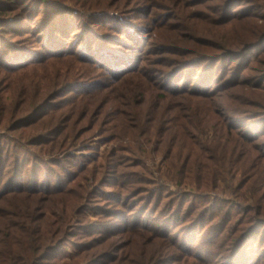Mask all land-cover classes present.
Here are the masks:
<instances>
[{"label":"rangeland","instance_id":"1","mask_svg":"<svg viewBox=\"0 0 264 264\" xmlns=\"http://www.w3.org/2000/svg\"><path fill=\"white\" fill-rule=\"evenodd\" d=\"M58 1L72 6L75 15L65 31L54 36L61 49L71 52L61 57L41 49L44 35L57 30L59 19L63 20L55 12L60 9ZM47 2L0 0V177L20 191H42L35 197H43V201L51 199L50 207L59 212L49 213L45 226L56 229L54 242L60 239L58 243L71 253L78 244L92 246L85 254L95 252V260L85 259L87 264L129 256L133 245L141 260L148 257L150 264H244L239 251L249 252L247 261L261 259L264 240L252 242L250 248L246 247L249 242L238 241L250 223L245 224L242 217L248 213L263 217L264 213L248 209L243 214L235 205L237 201L253 205L254 179H264V55L261 61L256 60L255 55L261 52L258 47L244 52L248 57L241 70L244 84L227 90L228 80L236 73L223 70L229 58L197 61L193 72L173 68L176 62H164L180 58L177 51L187 45L207 51L211 40L206 36L211 29L223 32L245 26L251 30L255 22L264 23L258 18L264 16V0ZM187 39L190 44L182 42ZM93 51L99 61L93 58ZM123 55L153 78L152 103L141 102L146 79L116 81L129 72H125L129 65L113 67L125 63L120 59ZM211 62L215 70L204 78L202 67ZM158 67L164 70H156ZM68 81L83 88L67 90ZM186 88L212 91L217 118L227 125V121L234 123L235 135L219 126H212L205 134L209 146L210 139L231 140L211 145L219 148L221 155L228 152V157L237 152L235 165L240 169L238 177L230 180L232 185L223 182V187L201 191L185 188L177 177H157L154 173L167 168L173 171V167H165L160 162L161 152L151 154L150 148H161L168 156L177 149L182 156L191 148L177 142L173 127L186 105L173 91ZM34 111L42 115L36 122L45 127L40 131L51 129L47 134L36 136L34 126L16 128L19 120ZM70 128L72 134L67 132ZM49 135L54 141L38 144L35 140ZM245 136L253 143L238 147L240 142L233 139ZM246 174L253 177L248 182ZM4 186L2 183L0 190ZM221 191L244 195L248 200L230 202L226 211H235L233 216L220 214L211 222V211H217L215 203L222 204L229 197ZM257 203L264 205V198ZM260 211H264L262 207ZM192 225L203 231L201 243L193 244ZM219 227H226L223 245L210 240L217 232L224 233ZM186 248L209 258L199 259L186 253ZM167 251L171 254L168 260Z\"/></svg>","mask_w":264,"mask_h":264},{"label":"trees","instance_id":"2","mask_svg":"<svg viewBox=\"0 0 264 264\" xmlns=\"http://www.w3.org/2000/svg\"><path fill=\"white\" fill-rule=\"evenodd\" d=\"M38 1L42 4L49 3L47 2V0ZM58 2H60L58 3L60 4V6L58 7L60 9L56 10L55 12L63 20L59 19L58 21L60 24L58 27L59 30L53 28L48 31L46 35H44V42L42 43L41 49L51 56L61 57L68 55L71 52L66 51L65 49H61L57 43V38L54 36L59 31V33H63L69 25V20L74 18L75 15L73 14L72 6L61 1ZM25 3L26 2H23L22 4ZM262 6V10H264V5ZM258 18L264 20V16L258 15ZM255 23L256 25L251 30L245 26L237 30L225 29L223 32L216 29H211L210 35L206 36L208 40H211L207 44V51H204L197 45L195 47L187 45L186 48L179 49L177 51L176 55L181 56L180 58L168 57L170 59L164 62V64H168L170 62L175 64L176 62L178 64L173 68L183 67L181 69L184 70L185 68H188L191 72H193V69L197 65V61H225L226 58H229V61L227 62L228 66L225 65L223 67V70L232 69L233 71H236V73L228 80V84L226 85L227 87L225 88V90H227L228 88H234L237 85H243L244 81L241 78V70L244 68L243 61L248 58L247 55H245L246 53L244 52H248L249 50L258 47L261 51L259 52V54L261 55H255V57L258 56L256 60L261 61L264 55V23ZM249 33H251V36H249ZM182 42L184 44L191 43L189 39L182 40ZM196 44L205 43L196 42ZM93 54V58L99 61L97 53L93 51ZM231 56L232 58L230 59ZM26 58L27 56H25L24 60H26ZM130 58L131 57L123 55L120 59H122V61H124L125 63L121 65V67H115V65L113 66L116 69H122L125 66L129 65L128 67H126L127 69L125 71L129 72L126 75L120 76L121 79H117L116 77V81H121L122 83L124 79L125 82L127 80L140 79L144 82L146 79V91L142 92L143 101L141 102L152 103V98L155 95L153 78L150 76V74L144 75L143 69L140 70L139 67H136L135 64L130 61ZM203 69L205 72L204 78L205 76L206 78H208V75L210 73L213 74L215 70L212 62L205 63L202 67V70ZM156 70L161 71L164 69L158 67ZM195 70H197V68ZM207 72L210 73L207 75ZM211 80L212 78L210 79V81ZM210 81L206 82V84H208ZM66 84L67 90H79L83 88L82 85L70 83V81H68ZM78 86L80 88H78ZM118 90L120 92L122 91L120 88H118ZM173 92H178L177 96H180L179 99L182 98V100L186 101V105L183 106V110H185V112L183 114H178V121L176 125L173 126L177 134V142H183L184 145H187L191 148L186 150V152L182 156H180L179 149H177L175 153H173L174 151L172 150L171 156H168L167 153H163L164 150L161 148H150L149 152L151 154H155V151H157L158 153L161 152L162 157L160 158V162L165 167H173V171L168 168L166 171H162L161 169L159 171H154L155 175L157 177H177L178 183L181 182L185 186V188H196L201 191L215 190L214 188L217 189L218 187H223V182H226L225 185H232L230 180L238 177V171L240 169L235 165V155L237 154V152L234 154V156L228 157V152L226 155H221L217 151L219 150V148L211 145L212 142H218L221 146L222 141L231 142V140L222 139L221 141H218L216 138L210 139V147L208 145L209 136H205V134H207V131L212 128V126H215L216 128L219 126L220 130H225L227 128L229 131V135H235L233 129L234 123H232L231 121H227V125L224 120V122L222 123V121L217 118V113L219 111L216 110L213 103L214 99L216 98V94L212 93V91L206 90V88L196 90L186 88L184 90H174ZM135 95L137 94L135 93ZM126 96L128 98V94H126ZM163 97L167 98L164 95ZM163 97L161 98V100L163 99ZM122 98V100H124V97ZM117 100L118 99L116 98L115 102H117ZM119 102L121 103L122 101ZM162 103L164 102L162 101ZM41 108H43V106ZM41 116L42 115H37V113L34 111L28 117L19 120V124L16 128H27L29 126H34V134L36 136H39L43 133L47 134L46 131L51 130L49 129V127H46L45 131H40L45 127H39V124L41 122L36 125V122ZM61 120L62 119H56L55 122ZM138 120H142V117H138ZM67 132L72 134V128L68 129ZM43 137L44 136L38 138L35 137V140H37L36 142L38 144H42V140H47L46 142H44V144H46L48 142L54 141L55 139L53 137H50V135L46 139H42ZM233 140L236 142H240V144H238V147H244L247 144L250 145L253 143L249 136H245V138L237 137V139ZM234 151L236 150L234 149ZM142 152L146 154V150H143ZM1 171L2 169L0 167V173ZM121 173L125 174V171L122 170ZM246 175L247 178L249 177L246 182L253 178L250 177V174ZM195 177H202V180H196ZM0 178V185L2 183H5L3 189L0 190V264H85V259H87V261H89L90 259L95 260V252L85 254V252L88 251L89 248L90 250H93L92 246L89 247L86 244L81 243L78 244L77 249H75V251L71 253L65 245L58 243L60 239L54 242L56 229H47L45 226V221L49 220V213H52L54 215L59 211L50 207V198H46L43 201V197H35L38 192L42 191H38L35 189H23L20 191V188L11 187L10 184L6 182L5 177ZM246 182L243 183L244 186ZM252 183L253 180L251 181V184ZM253 188L255 189V193L253 196H251L250 200L253 205H246L239 201H237L235 205V207L241 209L240 212H243V214L246 213L248 209L253 210L255 214L257 212H260L261 214L264 213V211H260L261 207L264 210L263 203H257L259 200L264 198V179L256 177L254 179ZM189 193H192V191H190ZM224 194L226 196H229L230 198L226 197L224 199L225 202L222 204L218 202L215 203L214 210L217 211H211V218L208 217L211 222H214L216 218L220 216V214L225 213L226 216H233V212L235 211H226V208L227 206H229L230 202H236V199L238 200L240 198L248 200V198L244 195L231 196L227 193ZM256 205L258 206L256 207ZM242 218H244L245 224H248V222L250 223L248 224V227L242 229V234L239 237L240 240L238 241V244L244 241L245 243L249 242L251 245H247L246 247L250 248L252 247V242H256L257 240H264V216L259 217L256 214V216L254 217L250 215V213H248L247 216ZM64 221H66V219L61 222ZM157 228L159 227L157 226ZM191 229L192 233L190 237L193 241V244L201 243L202 239L200 238V236L203 231H200L196 225H192ZM217 229H224V233H220L219 231L210 240H212L214 244L220 243V245H223L225 243V239L227 238V234L225 232L226 227H219ZM186 250L187 252L185 250L183 251L186 253H190L192 251H190V249L188 248H186ZM130 252L131 253L129 256L121 255L119 257L113 258V260L110 262H104L101 264H150L148 257H145L141 260L139 255L135 252L134 245L133 249H130ZM66 254H68L69 256H67ZM164 254L166 260H168V258L171 256L168 251ZM190 254H195L197 258L205 261H207V258H209L197 253ZM226 256L227 258L230 257V255ZM248 256L249 252L244 251L243 254H240L239 251V258L244 261V264H260L264 262L262 261V259H264V256L261 257V259H259L256 263L250 262L249 258L247 261L246 259Z\"/></svg>","mask_w":264,"mask_h":264}]
</instances>
